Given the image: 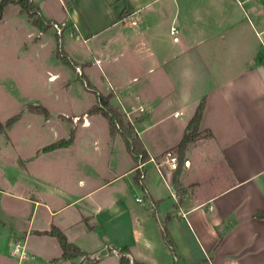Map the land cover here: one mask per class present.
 I'll return each instance as SVG.
<instances>
[{"label": "crops", "instance_id": "crops-1", "mask_svg": "<svg viewBox=\"0 0 264 264\" xmlns=\"http://www.w3.org/2000/svg\"><path fill=\"white\" fill-rule=\"evenodd\" d=\"M31 1L43 18L64 23V31L66 17L52 18L42 0ZM62 3L84 41L102 33L95 49L101 56L92 64L107 80L100 88L90 74L89 82L124 104L148 107L136 128L167 178L147 162L148 192L140 204L137 158L121 132H110L106 144L112 139L110 153L121 158L119 166L84 174L80 192L65 196L49 178L41 186L37 173L0 144V264H264V0ZM24 11L20 0H9L0 28L29 21L40 32ZM125 18L131 30L121 35L113 27ZM74 63L85 76L87 65ZM202 98L199 134L180 150ZM90 116L89 125L80 120L82 127L92 125ZM168 149L179 155L177 169L165 160ZM9 161L19 170L10 172ZM25 175H32L30 183ZM53 224L83 253L61 258L57 237L39 233ZM103 248L108 252L95 256Z\"/></svg>", "mask_w": 264, "mask_h": 264}, {"label": "rangeland", "instance_id": "rangeland-1", "mask_svg": "<svg viewBox=\"0 0 264 264\" xmlns=\"http://www.w3.org/2000/svg\"><path fill=\"white\" fill-rule=\"evenodd\" d=\"M29 1L35 13L25 10V15L28 18L41 16L33 1ZM42 1L52 18L66 17L68 25L63 33L57 32L53 24L56 21L46 19L44 25L51 28L44 33L42 28L39 32L38 27L29 21L15 27L0 28V123L5 124L10 117L19 115L13 123L0 130V144L6 146L8 153L19 156L18 164L23 165L24 169L37 173L41 186L49 178L56 185L57 192L63 191L65 196H71L80 192L85 185L80 183L84 181L81 179H86L84 174L115 168L119 166L121 158L110 153L112 139L109 145L106 144V139L111 136L108 117L102 111L92 109L94 105L101 107V95L108 94L96 89L88 79L90 74H94L98 87H105L104 80L107 79L101 75L96 63L92 64L95 57L101 56L95 49L100 46L102 33H95L91 40L84 41V37L78 36L77 30H74L69 11L62 0ZM97 27L94 24L92 29L96 32ZM113 28L119 29L121 35L129 32L131 18H125ZM29 30H34V33L28 34ZM91 48L95 50L93 53L90 52ZM87 57V64L81 62L82 58ZM74 61L82 66L87 65L85 76L79 73ZM53 72L59 75L56 79L49 78ZM123 92L118 91L119 94ZM119 98L113 94L110 101L124 113ZM39 105L48 111H37ZM85 111L93 120L88 127H82L80 121L84 120ZM76 114L80 116L78 121L73 119ZM124 116L125 122L130 121L128 116ZM119 132L125 137L129 135L131 141V132L124 127H119ZM71 135L74 138L70 144L44 150L46 145ZM7 167L10 172L19 170L16 163L10 161ZM164 175L166 180L165 172ZM31 179L32 175L24 177L27 183ZM137 187L141 191H134L135 197L146 199L143 185L139 183Z\"/></svg>", "mask_w": 264, "mask_h": 264}, {"label": "trees", "instance_id": "trees-1", "mask_svg": "<svg viewBox=\"0 0 264 264\" xmlns=\"http://www.w3.org/2000/svg\"><path fill=\"white\" fill-rule=\"evenodd\" d=\"M8 1L9 0H2L0 2V19H1L2 14H3L4 6ZM20 2H21L23 9L30 11V13H35L34 9L32 8L33 4L29 0H20ZM31 16L33 17L32 14H31ZM33 22H34V24H36L40 28H45V25H44L45 18H43L42 16L37 15L36 17H33ZM101 96H102L104 108L99 107L97 105H94L92 107V109H94L95 111L100 110V111H102V113L104 115H106L108 117L109 122H110V130H111L110 132L112 135H114L116 133V131H119V127L117 126V122L120 123V127H124L129 132H131V134L133 136L132 141H130L129 135L125 137L128 148L130 149V151L133 153V155L135 157H136L137 152H143L144 156L147 157L148 156L147 151L144 148V146L141 142V139L135 130L134 125L132 123H130L129 121L125 122V119H124L125 114L117 106H115L114 104L111 103L110 99L113 96V93L110 92L106 95L102 94ZM204 107H205V98H202L199 105L197 106V109H196L194 115L192 116V118L189 120V122L187 124V128H186V131L184 133V136L182 137L181 141L178 144L180 150L186 149L189 142L192 141L194 138H196L197 135L199 134V125H200V121H201V118L203 115ZM36 110L39 112L40 111H48L42 105H39V107L36 108ZM18 117H19V115L16 114V115L10 117L6 121L5 124L0 123V130H3L4 127L9 126ZM73 138H74L73 135H71L69 138H61L55 142H52V143L46 145L44 147V150L47 151V150H51V149H54L57 147L66 146L73 141ZM174 183L177 186V190L182 191L183 186H182V183H181L178 175H175ZM39 233H46V234H50V235L57 237V239L59 240V242L63 248V253L61 255V258L72 257V256H76V255L83 253L81 248L77 244L71 242L68 239L67 234L59 226H57L55 224H53L50 229L39 231ZM122 260H123V262L126 261L124 255H122Z\"/></svg>", "mask_w": 264, "mask_h": 264}, {"label": "built area", "instance_id": "built-area-1", "mask_svg": "<svg viewBox=\"0 0 264 264\" xmlns=\"http://www.w3.org/2000/svg\"><path fill=\"white\" fill-rule=\"evenodd\" d=\"M62 2H64V0H62ZM53 24H54L55 28L57 29V32L59 34L62 33L64 23L62 25H60L59 22H54ZM171 34L174 36L175 40L179 39V28L176 25L171 26ZM77 69H78L79 73L83 74V70L80 66H77ZM87 86H88V83H87ZM99 105L101 107H104V104L101 101L99 102ZM122 108H123L124 114L126 116H128V118L130 120L129 122L134 125L135 130H136L137 134L139 135V131L136 128V122L139 119V117L147 111L148 107L143 103H135L134 102V103H130L127 105V104H124L122 102ZM87 116H88V113L87 112L84 113L83 123H85V124H87L89 122ZM73 119H74V121H78L80 119V116L75 115V116H73ZM117 126L120 127L119 122H117ZM131 141H132V139H131ZM164 156H165L166 162L168 163V165L171 169H177L178 168V166H179V155L174 149L166 150ZM136 158H137V160H136L135 168L139 172L138 181L140 184L144 185V181L146 178V164L149 161L153 162L156 165L158 171L161 173V175L165 179L162 163L157 160L156 156L150 155L148 157H145L143 152H137ZM185 163L188 164L189 160H185ZM145 191L148 192L147 189ZM137 200L143 201V197H137ZM153 204L155 205L154 202H153ZM113 251H115L118 254L121 253V252H118L117 249H115V248H113ZM130 264H134V263L132 262Z\"/></svg>", "mask_w": 264, "mask_h": 264}, {"label": "water", "instance_id": "water-1", "mask_svg": "<svg viewBox=\"0 0 264 264\" xmlns=\"http://www.w3.org/2000/svg\"><path fill=\"white\" fill-rule=\"evenodd\" d=\"M107 252H108V249L107 248H103L102 250L96 252L95 256H101V255H103V254H105Z\"/></svg>", "mask_w": 264, "mask_h": 264}, {"label": "bare ground", "instance_id": "bare-ground-1", "mask_svg": "<svg viewBox=\"0 0 264 264\" xmlns=\"http://www.w3.org/2000/svg\"><path fill=\"white\" fill-rule=\"evenodd\" d=\"M56 78H57V77L55 76V77H53V78H51V79H56ZM87 124L89 125V124H90V122H88Z\"/></svg>", "mask_w": 264, "mask_h": 264}]
</instances>
